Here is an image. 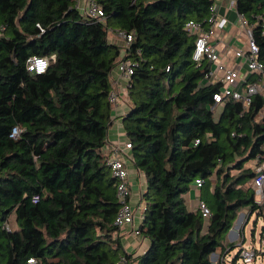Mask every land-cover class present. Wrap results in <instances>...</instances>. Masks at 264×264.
Returning <instances> with one entry per match:
<instances>
[{
	"label": "trees",
	"instance_id": "1",
	"mask_svg": "<svg viewBox=\"0 0 264 264\" xmlns=\"http://www.w3.org/2000/svg\"><path fill=\"white\" fill-rule=\"evenodd\" d=\"M93 2L98 19L78 0H0V264H116L122 255L128 264H211L243 209L264 214L251 184L254 160L264 158V96L247 107L230 96L215 103L222 82L205 76L211 61L192 58L196 35L185 27L191 20L207 29L213 0ZM235 8L264 64V0H236ZM116 31L132 35L127 46L115 43ZM33 56L48 59L44 72L28 69ZM122 57L133 73L121 123L145 180L137 231L149 242L134 257L114 224L120 203L112 150L104 151L111 71ZM196 179L200 189L215 182L213 204L200 200L206 217L183 197Z\"/></svg>",
	"mask_w": 264,
	"mask_h": 264
},
{
	"label": "built area",
	"instance_id": "2",
	"mask_svg": "<svg viewBox=\"0 0 264 264\" xmlns=\"http://www.w3.org/2000/svg\"><path fill=\"white\" fill-rule=\"evenodd\" d=\"M218 0H213L210 7V12L207 17L208 28L204 29L200 22L187 21L185 27L196 35L194 42V50L192 58L199 62L206 58L212 63V68L205 74L208 81H221V90L213 95L215 103L221 102L224 96H230L234 100L242 102L244 107H247L251 102V97L256 93H261L264 96V64L258 59L259 47L255 43L252 34V28L249 25L246 17L238 13V22L246 29L245 49H238L234 52L235 57L243 60V65H246L248 74H252L259 79V81H248L247 77H243L239 73V67H231L226 64V60L221 58V55L216 52V49L211 43V39L215 35L218 27H223L226 23L225 19L218 18L215 10V4ZM236 0H229L231 5H235ZM83 14L90 18L98 19L103 16L101 9L93 2V0H85L81 6ZM116 36L124 41L127 46L132 40V35L123 31H116ZM48 66V59L44 56H33L29 59L28 69L35 73H42ZM214 67V68H213ZM117 70L119 74L128 79L133 73L131 62L122 57L118 64ZM242 89V92H240ZM120 94L115 88L109 92L108 100L112 106H116L120 102ZM19 128L14 126L11 129L10 137L16 138L19 135ZM130 148V144L126 142L124 148H116L112 151L110 157L107 159V165L110 168L112 176L116 179V197L120 203L119 209L114 218V224L122 227L126 224H131L134 218V211L129 203L130 200V186L128 181V170L126 162L130 156L126 151ZM254 163V177L252 178V187L255 194V203L257 205L264 204V158L259 156ZM202 180L196 179L195 184L197 188L201 187ZM38 196L34 195L32 200L37 201ZM198 207L201 215L206 217L210 215V209L202 202H198ZM262 222L264 224V214L262 215ZM9 228L8 226L6 227ZM138 235L137 229L132 231ZM260 249L263 252L264 246V231L260 233L259 238ZM257 250L250 247L241 246L238 260L243 263H250L256 259ZM211 264H222L221 253L216 251L212 254ZM28 264H36L33 258L27 260ZM116 264H128L125 256H120Z\"/></svg>",
	"mask_w": 264,
	"mask_h": 264
},
{
	"label": "crops",
	"instance_id": "3",
	"mask_svg": "<svg viewBox=\"0 0 264 264\" xmlns=\"http://www.w3.org/2000/svg\"><path fill=\"white\" fill-rule=\"evenodd\" d=\"M84 3L85 0H78L79 6L80 5L83 6ZM215 10L217 13V17L219 19L220 18L225 19L226 23L223 27L217 28L215 35L211 39V43L216 49V52H218L221 55V58H224L226 60V64L228 66L239 67L240 75L243 77H247L248 72H246L247 70L246 65H243V60L241 58L235 57L234 55V52L236 50L245 49V41H246V29L238 22V18H237L238 16L235 5H231L229 3V0H218L215 4ZM112 84H113V88H115L118 91L121 97H120V102L112 109L111 120L107 128V143L104 147V151L109 153L111 150L115 151L117 147L121 149L124 148V144L127 142L121 121H122V116L125 115L129 109L128 100H127L128 79L122 77L117 71L115 76H112ZM126 152L127 154L130 155L129 151ZM126 166L128 170V181H129L130 194H131V189L133 190L132 178L136 177L140 189L141 187L140 180H141L142 172L138 171L134 167L132 161H130L129 159L126 162ZM199 193H200V189L195 186V183H192L188 192H186L183 195L186 207L188 204L191 203H192L191 204L192 207H194L193 209L191 208L190 210H194L195 208H197V204L201 200L200 198H198ZM185 196H187V199L185 198ZM192 198L194 199V202H192L191 200ZM240 213L243 216L245 215V213H247L246 215L247 218L250 216L246 208L243 209L242 212ZM135 215L136 213H134L133 222L131 224L123 225L120 229V241L122 247L124 251L128 254H131L132 257L140 255L143 252H145L149 244L147 239H145L140 235H136L132 232L133 230L138 228L142 220V214H139L138 218H136ZM242 231H243V226L241 228V233ZM239 236L240 233L239 235L237 234L236 236H233L232 231L229 232L228 233L229 240H227L228 238H226L227 241H225L226 245L228 242L234 243L233 240L234 239L237 240ZM241 243H239V246ZM229 248H231V246L229 245L225 247V251L222 253V256L223 255L227 256V250H229ZM218 252H220V250H218Z\"/></svg>",
	"mask_w": 264,
	"mask_h": 264
},
{
	"label": "rangeland",
	"instance_id": "4",
	"mask_svg": "<svg viewBox=\"0 0 264 264\" xmlns=\"http://www.w3.org/2000/svg\"><path fill=\"white\" fill-rule=\"evenodd\" d=\"M110 36L112 35L111 33L109 34ZM119 40H117L115 43L119 44V42L123 43V40L121 38H118ZM214 68V67H213ZM117 66H114L112 71H111V76H115V74L117 73ZM246 72H248L246 70ZM240 92H242V89H240ZM218 114V108L214 109V115L217 116ZM137 175V174H136ZM141 176V174H140ZM133 180V190L131 189V194H130V205L134 211V213H136V218H138L139 214H142L143 209H144V202L141 201L140 198V193L142 191H144L145 189V180H144V176L142 173L141 176V187L139 189L138 186V181L136 179V177L132 178ZM214 181H207L205 182L204 186L202 187V189H200V193L198 195V198L204 200L208 206H211L213 204V196H212V189H213V185H214ZM185 198L187 199V196H185ZM197 198V199H198ZM192 202H194V199H191ZM192 204V203H191ZM191 204L187 205V209L190 210L191 208L193 209L194 207H192ZM194 206V205H193ZM242 212V211H241ZM240 214V213H239ZM238 214V219L236 221V219L234 220V222L232 223V226L230 227V229L232 228V234L233 236H236L237 234L239 235L240 233V237L237 240H233L234 241V247H232L229 251V253L227 254V256H225V262L227 264H231L230 260L231 258L235 255V253L237 252V250L239 249V243H241V239L244 237V242L242 243L243 247H247V248H254L257 250V255H256V259L253 262L250 263H243L241 260L237 261V264H264V251L263 252H259L260 249V244H259V238H260V232H261V226L263 224L262 222V215H257L255 212L252 213L248 218L245 215H239ZM205 221V219H204ZM245 221V224H244ZM8 225L9 227L14 230L16 228H18L17 223L15 221V217L13 214H11L8 218ZM243 226V235L241 233V228ZM203 227H205V222L203 224ZM226 232L225 234V238H228V233L229 230ZM254 232V235H252ZM231 236V234H230ZM229 240V238L227 239ZM225 240V241H227ZM227 245H229V242L227 243ZM264 249V246H263ZM228 252V250H227ZM221 253V251H220ZM222 255V253H221ZM211 255V259H212Z\"/></svg>",
	"mask_w": 264,
	"mask_h": 264
},
{
	"label": "water",
	"instance_id": "5",
	"mask_svg": "<svg viewBox=\"0 0 264 264\" xmlns=\"http://www.w3.org/2000/svg\"><path fill=\"white\" fill-rule=\"evenodd\" d=\"M240 214H241V213H240ZM240 214H239V215H240ZM240 216H241V215H240ZM237 219H238V217H237ZM237 219H236V221H237ZM231 231H232V228L229 230V232H231Z\"/></svg>",
	"mask_w": 264,
	"mask_h": 264
}]
</instances>
